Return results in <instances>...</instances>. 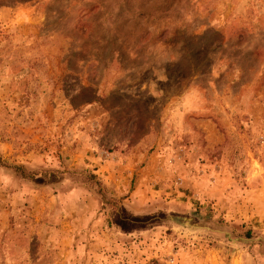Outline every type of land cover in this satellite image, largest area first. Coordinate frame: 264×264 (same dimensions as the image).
I'll use <instances>...</instances> for the list:
<instances>
[{
    "label": "rangeland",
    "instance_id": "rangeland-1",
    "mask_svg": "<svg viewBox=\"0 0 264 264\" xmlns=\"http://www.w3.org/2000/svg\"><path fill=\"white\" fill-rule=\"evenodd\" d=\"M0 162V264H264V0H0Z\"/></svg>",
    "mask_w": 264,
    "mask_h": 264
},
{
    "label": "trees",
    "instance_id": "trees-1",
    "mask_svg": "<svg viewBox=\"0 0 264 264\" xmlns=\"http://www.w3.org/2000/svg\"><path fill=\"white\" fill-rule=\"evenodd\" d=\"M0 166L9 169L14 175L18 176L22 180H32L33 177L37 174L35 172H30V171L26 170L22 166L3 165V164H1V162H0ZM43 173H48L50 176H52V180H54L53 176L57 173V171L52 169V170L45 171ZM80 175L82 176V180L85 183L89 184L92 188L96 189V194L100 195V197L103 198L102 195H101V192H100L101 186L98 183V181L95 178V176L90 174V173H81Z\"/></svg>",
    "mask_w": 264,
    "mask_h": 264
},
{
    "label": "crops",
    "instance_id": "crops-1",
    "mask_svg": "<svg viewBox=\"0 0 264 264\" xmlns=\"http://www.w3.org/2000/svg\"><path fill=\"white\" fill-rule=\"evenodd\" d=\"M13 215L14 213H0V240L6 229V218L8 219L9 216L11 217Z\"/></svg>",
    "mask_w": 264,
    "mask_h": 264
}]
</instances>
